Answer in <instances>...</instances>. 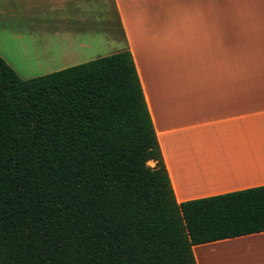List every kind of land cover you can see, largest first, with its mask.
<instances>
[{
  "label": "trees",
  "instance_id": "trees-1",
  "mask_svg": "<svg viewBox=\"0 0 264 264\" xmlns=\"http://www.w3.org/2000/svg\"><path fill=\"white\" fill-rule=\"evenodd\" d=\"M260 231L264 185L177 201L130 50L31 78L0 55V264H198Z\"/></svg>",
  "mask_w": 264,
  "mask_h": 264
},
{
  "label": "crops",
  "instance_id": "crops-1",
  "mask_svg": "<svg viewBox=\"0 0 264 264\" xmlns=\"http://www.w3.org/2000/svg\"><path fill=\"white\" fill-rule=\"evenodd\" d=\"M115 43L133 55L178 202L264 185V0H0L14 68L5 54L81 62ZM194 253L264 264V231Z\"/></svg>",
  "mask_w": 264,
  "mask_h": 264
},
{
  "label": "rangeland",
  "instance_id": "rangeland-1",
  "mask_svg": "<svg viewBox=\"0 0 264 264\" xmlns=\"http://www.w3.org/2000/svg\"><path fill=\"white\" fill-rule=\"evenodd\" d=\"M109 13H110L109 16L111 17V23L115 24V31L117 34H119L120 29L118 28L116 16L112 15V12H108L107 14ZM10 19L12 18L9 16H5L3 20L6 22L12 21ZM121 47L120 44H116V43L110 45H103L101 46V48H99V50H97V52L95 51L92 52L91 54H85L84 56H82L81 59H83V61L81 62H79V60H71L69 62H66L59 59L57 60L48 59V58L38 59L35 57L34 54H18L20 53L19 51L18 52L15 51V54H5V56L8 57L9 61L15 66V68L13 66L12 67L22 78H31L54 71V69H56L55 67H58L60 65H65L66 63L78 64L101 56H105L118 49H121ZM150 163L153 164L152 162Z\"/></svg>",
  "mask_w": 264,
  "mask_h": 264
}]
</instances>
